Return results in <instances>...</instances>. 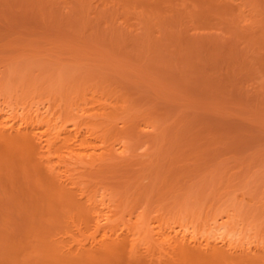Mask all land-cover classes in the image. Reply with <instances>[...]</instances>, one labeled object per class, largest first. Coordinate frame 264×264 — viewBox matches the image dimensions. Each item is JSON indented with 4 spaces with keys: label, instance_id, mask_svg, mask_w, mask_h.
<instances>
[{
    "label": "rangeland",
    "instance_id": "rangeland-1",
    "mask_svg": "<svg viewBox=\"0 0 264 264\" xmlns=\"http://www.w3.org/2000/svg\"><path fill=\"white\" fill-rule=\"evenodd\" d=\"M0 264H264V0H0Z\"/></svg>",
    "mask_w": 264,
    "mask_h": 264
},
{
    "label": "bare ground",
    "instance_id": "bare-ground-1",
    "mask_svg": "<svg viewBox=\"0 0 264 264\" xmlns=\"http://www.w3.org/2000/svg\"><path fill=\"white\" fill-rule=\"evenodd\" d=\"M101 219H102V218H101ZM100 222H101V221H100ZM100 222H99V223H100ZM223 225H224V223L221 222L220 225H218V226L222 227ZM218 226H217V227H218ZM225 226H226V225H225ZM215 227H216V226H215ZM220 227H219V228H220ZM216 229H217V228H216ZM216 229H215V230H216ZM219 231H221V230H219ZM223 231H224V229H223ZM223 231H222V232H223ZM219 234H221V233H219ZM217 236H218V235H217ZM224 237H225V236H224ZM224 237H223V238H224ZM223 238H222V239H223ZM227 238H228V237H227ZM227 238H226V239H227ZM224 240H225V239H224ZM231 240H232V239H231ZM187 253H188V252H187ZM246 259H248V258H246ZM240 261H241V260H240ZM250 263H251V262H250Z\"/></svg>",
    "mask_w": 264,
    "mask_h": 264
}]
</instances>
